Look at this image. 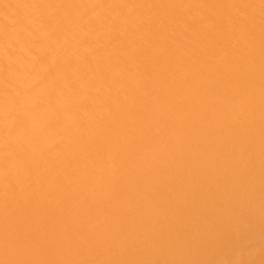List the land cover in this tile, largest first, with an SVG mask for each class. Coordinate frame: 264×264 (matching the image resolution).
<instances>
[{
	"label": "bare ground",
	"instance_id": "bare-ground-1",
	"mask_svg": "<svg viewBox=\"0 0 264 264\" xmlns=\"http://www.w3.org/2000/svg\"><path fill=\"white\" fill-rule=\"evenodd\" d=\"M0 264H264V0H0Z\"/></svg>",
	"mask_w": 264,
	"mask_h": 264
}]
</instances>
